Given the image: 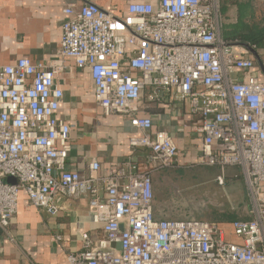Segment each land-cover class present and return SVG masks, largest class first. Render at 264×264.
Returning a JSON list of instances; mask_svg holds the SVG:
<instances>
[{"label": "built area", "instance_id": "built-area-1", "mask_svg": "<svg viewBox=\"0 0 264 264\" xmlns=\"http://www.w3.org/2000/svg\"><path fill=\"white\" fill-rule=\"evenodd\" d=\"M126 1L125 15L69 1L58 58L0 64V230L13 240L23 192L51 215L61 195L86 197L101 237L82 232L70 264H264V80L255 60L224 36L222 0ZM68 59L89 71L105 115L129 119L138 132L129 145L145 151L144 160L130 155L103 169L91 158L86 174L67 167L73 128L58 114L64 90L57 77ZM165 94L197 118L201 150L188 167L220 168V185L227 168L238 169L248 220L156 216L153 176L177 167L180 150L139 111Z\"/></svg>", "mask_w": 264, "mask_h": 264}, {"label": "crops", "instance_id": "crops-1", "mask_svg": "<svg viewBox=\"0 0 264 264\" xmlns=\"http://www.w3.org/2000/svg\"><path fill=\"white\" fill-rule=\"evenodd\" d=\"M69 1L78 6L91 1L117 15H125L128 5L126 0H0V64H13L24 56L47 62L58 58L63 8ZM229 3L222 0V12L232 22ZM235 16L234 19L237 12ZM223 32L230 38L224 26ZM238 50L241 55L253 57L259 78L264 80V43L253 50L243 45ZM66 63L67 68L57 80L64 90L58 114L73 128L67 167L86 174L91 158H96L103 169L116 168L130 155L144 160L145 151L132 153L129 145V137L138 133L129 119L120 114L105 115L95 101L89 71L78 68L71 59ZM139 115L152 117L154 130H166L173 136L180 150L175 168L187 167L197 159L202 140L196 128L197 118L187 105L165 94L162 99L146 103ZM58 204L59 213L51 215L32 206L26 193L21 194L10 226L13 240L0 230V264H70L68 254L82 248V232L89 233L95 241L101 237L100 226L90 220L86 197L61 195ZM57 235L62 239L57 240Z\"/></svg>", "mask_w": 264, "mask_h": 264}, {"label": "rangeland", "instance_id": "rangeland-1", "mask_svg": "<svg viewBox=\"0 0 264 264\" xmlns=\"http://www.w3.org/2000/svg\"><path fill=\"white\" fill-rule=\"evenodd\" d=\"M240 1L242 0H238ZM229 4L228 15L231 20H235L239 9L233 1ZM254 7L252 20L256 22L264 14V0H256ZM223 20H226L224 13ZM165 172L166 178L154 183L155 206L162 210L163 217L203 218L216 222L224 212L250 217L248 210L246 212V184L243 178L233 179L234 175H240L238 169H226L223 185L216 180L221 173L218 167L187 166L180 173L175 168Z\"/></svg>", "mask_w": 264, "mask_h": 264}, {"label": "trees", "instance_id": "trees-1", "mask_svg": "<svg viewBox=\"0 0 264 264\" xmlns=\"http://www.w3.org/2000/svg\"><path fill=\"white\" fill-rule=\"evenodd\" d=\"M228 2H234L238 7V16L232 22H229L227 16L225 14V24L224 31L227 32L231 41L238 42L240 44H254L260 45L264 43V14L258 21L254 22L253 14H254V3L256 0H242L238 2V0H227ZM228 20V21H227ZM178 172H183L185 167L175 168ZM170 169L163 170L157 176H153V183H157L166 178L165 171ZM241 175H234L233 179H240ZM246 212L249 210V200L247 199ZM248 213V212H247ZM155 214L156 216H163L162 210L155 206ZM250 217H240L237 213H228L224 212L221 214V218L217 219V221L223 225H228L236 220H248ZM203 219V218H198ZM203 220H212V219H203Z\"/></svg>", "mask_w": 264, "mask_h": 264}, {"label": "water", "instance_id": "water-1", "mask_svg": "<svg viewBox=\"0 0 264 264\" xmlns=\"http://www.w3.org/2000/svg\"><path fill=\"white\" fill-rule=\"evenodd\" d=\"M242 45H243V46H246V47H248V48H250V49H252L251 46H249V45L246 44V43H242ZM252 50H253V49H252ZM9 181L12 182V183H16V179H14V178H9ZM117 246H118L119 248H121V244H118Z\"/></svg>", "mask_w": 264, "mask_h": 264}]
</instances>
